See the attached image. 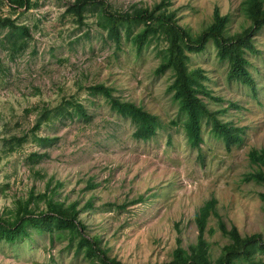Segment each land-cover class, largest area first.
I'll return each mask as SVG.
<instances>
[{
    "label": "rangeland",
    "instance_id": "1",
    "mask_svg": "<svg viewBox=\"0 0 264 264\" xmlns=\"http://www.w3.org/2000/svg\"><path fill=\"white\" fill-rule=\"evenodd\" d=\"M31 1L37 5L13 10L0 0V16L29 28V36L16 33L10 39V29L0 28V215L13 210L19 198L44 194L50 183L47 192L56 189L55 199L79 202L89 234L101 235L109 256L134 264L169 261L179 241L186 248L196 243V214L214 199L229 228L264 235V187L244 181L252 170L250 149L264 147V28L254 35L260 52L246 54L255 91L227 79L229 64L218 59L212 42L204 52L191 54L190 67L203 69L204 83L220 100L201 98L213 111L228 108L218 117L232 122L242 137L227 145L205 119L203 140L192 147L185 118L168 91L173 74L155 72L165 42L151 41L137 53L125 33L119 47L98 25L95 12L79 25L65 12L74 0ZM160 1L107 0L122 11ZM170 1L179 23L195 34L213 21L216 8L230 16L229 34L250 23L240 8L243 0ZM94 83L113 87L115 96L159 116L157 134L135 138L129 118L117 114L103 96L89 93ZM72 102L83 104L88 117L77 113ZM45 110L48 119L35 130ZM25 136L11 151L8 142L15 145L14 138ZM43 137L49 142H42ZM35 152L40 157L32 158ZM89 199L93 206L84 209ZM39 207H45L43 201ZM217 220H209L214 234H205L213 259L228 242ZM257 257L264 259V253ZM0 264L91 262L76 251L68 234L30 229V236L14 243L0 239Z\"/></svg>",
    "mask_w": 264,
    "mask_h": 264
},
{
    "label": "trees",
    "instance_id": "2",
    "mask_svg": "<svg viewBox=\"0 0 264 264\" xmlns=\"http://www.w3.org/2000/svg\"><path fill=\"white\" fill-rule=\"evenodd\" d=\"M13 10H29L37 5L31 0H7ZM170 0H162L152 7L133 5L127 10H115L107 0H74L66 8V14L73 16L79 25H85L88 12L98 14L100 25L121 47L123 34L136 46L140 53L145 46L154 40L165 42L164 49L160 52V63L156 68L157 74H165L170 71L173 74V82L168 86L172 98L178 104L179 114L185 118L184 126L188 137V143L192 147H199L202 138L203 122L211 124L213 133L224 139L227 145L242 141L240 129L232 122H224L218 115L225 114L228 108L221 107L217 111L209 108L201 98V94L220 100L212 95L204 81L207 76L202 68L190 67L192 53H202L207 45L212 42L217 49V57L221 61H227L229 69L227 79L237 81L251 90H256L255 78L249 69L247 53L255 54L260 51L254 44V35L264 28V0H243V11L248 26H243L240 31L229 34L228 25L230 16L221 13L216 8L213 21L195 34L190 28L179 23L176 11H171ZM9 28L7 38L13 34L29 36V28L18 24L10 17L0 16V28ZM136 29V30H135ZM15 44V43H14ZM22 46V45H20ZM87 90L91 95H101L109 103L110 107L119 115L129 118L135 125L133 133L135 138L148 140L157 134L162 126L159 116L147 111L142 105L130 100H123L115 96L114 88L104 83H94ZM75 110L80 115L88 117L83 104L72 102ZM234 106V104H230ZM48 111L42 112L43 119H39L34 127L40 129L42 120L48 119ZM17 143L12 144L11 151L16 150L26 139L14 138ZM42 142H49V138L43 137ZM40 157L37 152L32 158ZM252 170L244 175V181L254 182L264 187V147H253L248 153ZM89 187H93L90 184ZM50 183L47 184L49 191ZM34 196L33 192L27 198H19L15 202V208L0 215V239L8 243H14L22 237L30 236V229L39 232L57 234L61 237L65 234L70 236L75 243L76 251L83 255L91 264H134L122 262L116 257L109 256V250L102 245L101 235L89 234L87 223L80 217L82 209L79 202L66 204L55 199L56 189L52 194L48 192ZM264 200V192L260 193ZM35 199L37 202H35ZM39 201H43L45 207H39ZM216 200H210L196 214L198 226V239L196 243L183 247L181 241L171 254V259L162 263L145 264H264V259L257 257L259 252L264 253L263 233L242 235L239 229L232 225L229 228L217 211ZM93 201L89 199L83 206L91 208ZM216 217L217 225L221 234L228 239L222 247L221 253L215 259L211 254L210 244L205 234H214L215 228L210 226L209 220ZM77 238V241L75 239Z\"/></svg>",
    "mask_w": 264,
    "mask_h": 264
}]
</instances>
